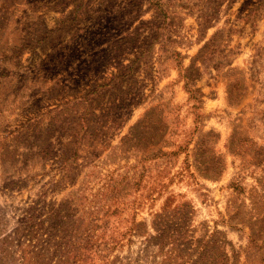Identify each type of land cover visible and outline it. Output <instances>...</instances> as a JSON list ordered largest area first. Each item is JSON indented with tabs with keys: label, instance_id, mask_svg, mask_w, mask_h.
<instances>
[{
	"label": "rangeland",
	"instance_id": "1",
	"mask_svg": "<svg viewBox=\"0 0 264 264\" xmlns=\"http://www.w3.org/2000/svg\"><path fill=\"white\" fill-rule=\"evenodd\" d=\"M186 263L264 264V0H0V264Z\"/></svg>",
	"mask_w": 264,
	"mask_h": 264
},
{
	"label": "trees",
	"instance_id": "2",
	"mask_svg": "<svg viewBox=\"0 0 264 264\" xmlns=\"http://www.w3.org/2000/svg\"><path fill=\"white\" fill-rule=\"evenodd\" d=\"M184 77L187 78L185 75H184ZM188 91L192 92V89H188ZM155 227L157 228L156 238H158V239L163 238L168 233L167 226L165 225V223H162L161 221L160 222L158 221V223H157V225H155ZM174 230H177V229L174 228ZM189 261L192 262V254H188L187 259L184 262L188 263Z\"/></svg>",
	"mask_w": 264,
	"mask_h": 264
}]
</instances>
